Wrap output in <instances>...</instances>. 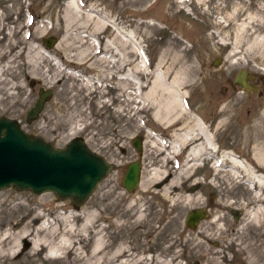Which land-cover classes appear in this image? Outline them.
I'll list each match as a JSON object with an SVG mask.
<instances>
[{"label": "rangeland", "instance_id": "obj_1", "mask_svg": "<svg viewBox=\"0 0 264 264\" xmlns=\"http://www.w3.org/2000/svg\"><path fill=\"white\" fill-rule=\"evenodd\" d=\"M52 37L57 41L48 49L45 40ZM242 70L250 73L257 90L248 92L235 83ZM174 79L189 113L208 127L216 125L215 157L233 153L264 176L254 160L264 145V0H0V118L18 121L28 135L56 148L83 139L112 165L136 161L132 142L140 138L146 186L139 185L128 202L130 230L135 233L151 222L165 226L175 236L170 257L178 264H245L253 255L250 245L257 240L264 248V229L241 224L244 211L236 214L234 208L264 207L255 198L264 189L216 177L212 158L184 188L186 193L195 188L204 206L184 211L163 202L159 182L150 179L156 168L173 175V167L179 169L186 157L184 151L166 162L154 146L164 141L158 134L168 133L165 142H171L177 127L167 128L155 118L162 92L152 95L151 88L155 80L171 86ZM46 91L52 95L42 113L29 121V111ZM106 183L80 209L51 193L3 190L0 238L9 233L6 245L14 249L12 256L0 255V264H76L79 253L87 264H104V252L94 255L92 244L99 235L105 242L104 215L119 200ZM221 190L234 207L218 208ZM196 210H206V221L225 217L223 230L210 242L204 239L201 249L186 224ZM183 231L184 238L176 239ZM46 238L55 244L38 248L36 242ZM72 242L56 255V244ZM261 253L256 264H264Z\"/></svg>", "mask_w": 264, "mask_h": 264}, {"label": "bare ground", "instance_id": "obj_2", "mask_svg": "<svg viewBox=\"0 0 264 264\" xmlns=\"http://www.w3.org/2000/svg\"><path fill=\"white\" fill-rule=\"evenodd\" d=\"M42 53L46 55V57L52 58L48 51L42 49ZM251 77L252 76L250 75V73L247 72L246 83L250 86L255 87L254 85L250 84ZM173 83L174 85L168 86L165 83L163 84L162 82L155 80L154 86L153 88H151L152 95L156 92H162L161 101L159 104H157L156 111L154 113L155 118L158 121L162 122V124H164L167 128L171 126L177 127V132L173 131L171 142H154V146L158 147L159 150H161V154L165 156L164 161L166 162H171L173 158L186 151V157L184 158L181 167L179 169L173 167V169L175 170V173L173 175L166 170L161 171L157 168L150 171V179L155 181V183L159 182L157 186L158 188H161L159 191L161 200L163 202L168 201L174 206L183 209L184 211L198 206H204L202 196L195 190V188L190 190L188 193L185 192L184 188L185 185L192 179L191 176L194 175V177H196V170L202 166V163L206 160L210 161L212 158L215 159L212 164V170L214 171L216 177L220 176L224 180L225 178H230L241 185H248L250 187V184H253L257 189H264V176L257 175V171H255V169L246 161L242 160L233 153L224 154L222 159L215 157V154L217 153V132L215 129L216 125L213 124L211 125V127H208L205 125L202 119L195 117L193 114L189 113L184 99L182 98V96H179V93L176 92L175 85H177L176 83H178V80L174 79ZM172 115H177V117L173 118L175 116L172 117ZM193 116L196 118L195 120L192 119ZM220 125L221 123H219L217 127H220ZM257 152L258 153L254 156V160L261 167L259 169L264 170V145H262L261 149H259ZM143 185L144 187L146 186L145 181L141 179L140 187H143ZM153 185L148 187V189H152ZM196 185H199L198 181L196 182ZM221 193V203H217V205H219L218 208H221L222 210L225 207H234L227 201V191L221 190ZM255 198L257 199L256 201L264 204L263 193L256 195ZM234 209L236 214H238V212L241 210L244 211V219L241 224L245 225L246 227L248 225H254L261 229H264V207L260 206L259 208L250 210L245 205L241 204ZM203 211L206 212V210ZM206 214L209 217L208 213ZM208 217L201 221L194 229H191L193 232H195L194 237L191 239L193 241L196 240L194 242V245L199 249L202 248L204 239H206L207 241L209 239L210 242L212 238H217V235H214L215 232L218 233L223 230V228L221 227V222L225 218L224 216L214 215L213 219L206 221L208 220ZM49 225L50 223L47 225H42L38 229V232L46 231ZM51 225H53L52 222ZM153 228L156 231L157 238H160L164 228L156 226ZM90 229H92V227ZM187 229L190 230V228ZM92 231L93 233L95 232L94 229H92ZM31 234L32 232H28L27 236ZM181 236H185L184 231L178 234V237ZM97 237L98 238L95 239L92 244V253L94 255H99L101 252H104V264H141L143 262L145 263V261L147 260V258L138 260L137 255H134L133 253L130 254L129 251L124 249H120L119 251H108V246L104 244V238L100 237V235ZM178 237H176V239ZM9 239V233H7L3 238H0V255L2 256H12L13 254L14 248H10L6 245ZM173 240L174 237L170 239V245L165 249V252H170L171 250L173 251V247L175 245V242ZM39 242L40 243L36 242V246L38 248H47L55 244L54 239L48 238L43 239ZM74 243L75 242L70 243L69 246L63 243H58L56 244V249L54 250V252L57 255L58 252L69 249V247L74 245ZM261 249L264 253L263 243H261L260 241L256 240L253 245H250V251L253 252V255L250 257V261L246 260L247 262H245V264L259 263L258 258H262L263 256V254L261 253ZM53 255L54 254H50L48 257L52 258ZM94 255L91 259L92 262L96 257H94ZM160 258L163 259L164 256L159 255L156 264H178L175 259H173V261H170L165 258V260H161ZM77 263L87 264V257H84L83 253H79L78 256L76 254V264Z\"/></svg>", "mask_w": 264, "mask_h": 264}, {"label": "water", "instance_id": "obj_3", "mask_svg": "<svg viewBox=\"0 0 264 264\" xmlns=\"http://www.w3.org/2000/svg\"><path fill=\"white\" fill-rule=\"evenodd\" d=\"M56 41L52 37L45 41V46L51 49ZM246 76V71H240L235 83L248 92L255 91L256 87L246 83ZM51 95L52 91L40 93L38 102L28 113L29 121L39 117ZM133 146L141 155L140 138L134 139ZM112 170L113 166L92 152L83 139H74L60 149L43 138L28 135L18 121L0 119V193L6 189L37 196L51 193L59 200H70L75 209H80ZM141 173L140 161L131 163L123 186L130 192L136 191ZM207 217L203 210H196L188 214L186 224L194 229Z\"/></svg>", "mask_w": 264, "mask_h": 264}, {"label": "flooded vegetation", "instance_id": "obj_4", "mask_svg": "<svg viewBox=\"0 0 264 264\" xmlns=\"http://www.w3.org/2000/svg\"><path fill=\"white\" fill-rule=\"evenodd\" d=\"M167 134L165 135L158 134V135L159 137L162 138V140L167 141L166 140L168 139ZM169 139L172 140V137H169ZM142 158H143V154L139 155L136 161H140L142 174H143ZM133 162L135 161L129 162L126 159L120 161L118 160L114 161L113 171L105 179L107 180L106 183L108 186L107 190L110 191L112 189V186H114L115 200L118 198L120 200V201L118 200V202L117 201L115 202L116 205L113 207L114 208L113 211L112 209H109V211H107V213H105L104 215L105 216L104 235L106 237L105 243L108 246V251L109 250L119 251L120 249L127 250L129 251L130 254L133 253L134 255H137L138 260L147 258L145 263L143 262L144 264H156L159 255L164 256L165 259L173 261V259L170 257L171 251L165 252V249L170 245V239L175 236L173 234L170 235L169 233H167L165 226H163L164 230L160 238L159 237L157 238L156 231L153 228L152 222L148 223V225L145 227L141 226V228L139 230H136L135 233L130 230L131 219H129V216L127 217L128 202H130L131 198H133L135 192H130L123 186V179L128 166ZM112 173H115L116 177L112 178L111 177ZM112 181L113 184H111ZM119 194L124 195L123 198H120ZM109 204H111V202H108V205ZM132 222L134 223L135 220H132ZM122 225L124 226V228H122ZM131 236L133 238L127 240L128 237ZM182 238H184V236L178 237L179 240H181ZM129 242L130 243L133 242L132 243L133 245H131ZM159 244H161V250L159 249L158 246ZM129 245L132 246V248ZM127 246H129V248ZM131 250H134V252H132ZM164 258L163 259L160 258V259L165 260Z\"/></svg>", "mask_w": 264, "mask_h": 264}]
</instances>
